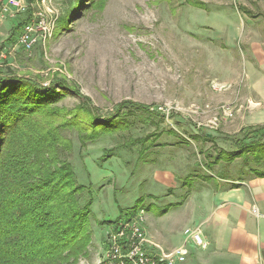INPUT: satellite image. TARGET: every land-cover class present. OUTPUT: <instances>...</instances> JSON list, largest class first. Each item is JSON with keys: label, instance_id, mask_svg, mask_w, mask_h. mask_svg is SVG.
Listing matches in <instances>:
<instances>
[{"label": "rangeland", "instance_id": "374dc122", "mask_svg": "<svg viewBox=\"0 0 264 264\" xmlns=\"http://www.w3.org/2000/svg\"><path fill=\"white\" fill-rule=\"evenodd\" d=\"M91 1L26 0L27 14L0 18L1 73L30 83L38 98L61 97L59 107L85 106L127 126L86 147L76 132L66 134L73 141L67 159L90 188L82 204L92 200L93 240L80 264H99L108 232L139 211L147 233L189 248V221L179 217L201 191L213 177L250 176L243 158L225 153L247 135L241 130L264 126V101L253 88L264 73V0H104L103 10H85ZM39 11L55 32L27 51L22 26ZM121 145L116 157L100 161L105 149Z\"/></svg>", "mask_w": 264, "mask_h": 264}, {"label": "trees", "instance_id": "16d2710c", "mask_svg": "<svg viewBox=\"0 0 264 264\" xmlns=\"http://www.w3.org/2000/svg\"><path fill=\"white\" fill-rule=\"evenodd\" d=\"M187 4L197 9L202 5ZM84 5L85 10H103L104 0ZM73 13L60 20L62 27L70 24ZM1 72L0 68V264H80L93 240L92 200L82 204L90 188L79 184L67 159L73 141L66 134L76 132L86 147L127 126L116 115L102 121L85 106L59 107L61 97L38 98L30 83ZM135 108L152 115L147 107ZM240 134L245 137L234 142L236 150L225 155L230 161L243 158L250 175L264 177V126L245 128ZM204 138L212 139L207 133ZM123 149H105L100 161L111 160Z\"/></svg>", "mask_w": 264, "mask_h": 264}, {"label": "crops", "instance_id": "0c3cea01", "mask_svg": "<svg viewBox=\"0 0 264 264\" xmlns=\"http://www.w3.org/2000/svg\"><path fill=\"white\" fill-rule=\"evenodd\" d=\"M6 1L0 0V7ZM254 79L257 97L264 101V73ZM187 218L185 231L199 229L208 244L206 250L192 241L187 248L185 240L172 241L161 232L148 233L149 237L167 251L183 249L185 264H264V177H213L189 215L179 221Z\"/></svg>", "mask_w": 264, "mask_h": 264}, {"label": "built area", "instance_id": "2783aa9c", "mask_svg": "<svg viewBox=\"0 0 264 264\" xmlns=\"http://www.w3.org/2000/svg\"><path fill=\"white\" fill-rule=\"evenodd\" d=\"M28 11L29 5L26 0H7L1 6L0 18L23 16ZM35 16L36 22L26 23L19 39V44L27 51H31L40 42L46 43L55 32V22H49L45 12L39 11ZM185 233L188 236L187 241L191 240L202 250L208 248L199 229L186 230ZM105 246L106 250L99 264L186 263L183 249L167 251L148 236L144 211H139L130 218L116 222L107 234Z\"/></svg>", "mask_w": 264, "mask_h": 264}]
</instances>
